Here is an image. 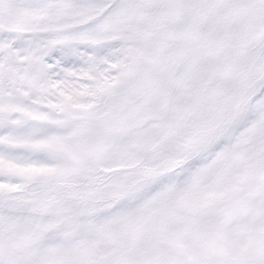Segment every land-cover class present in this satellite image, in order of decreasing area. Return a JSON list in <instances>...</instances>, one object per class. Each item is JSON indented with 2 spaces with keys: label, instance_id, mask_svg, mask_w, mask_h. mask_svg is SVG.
I'll return each mask as SVG.
<instances>
[{
  "label": "snow or ice",
  "instance_id": "snow-or-ice-1",
  "mask_svg": "<svg viewBox=\"0 0 264 264\" xmlns=\"http://www.w3.org/2000/svg\"><path fill=\"white\" fill-rule=\"evenodd\" d=\"M0 264H264V0H0Z\"/></svg>",
  "mask_w": 264,
  "mask_h": 264
}]
</instances>
